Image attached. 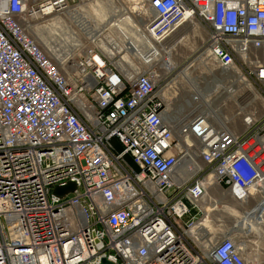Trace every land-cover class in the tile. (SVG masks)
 Instances as JSON below:
<instances>
[{"label":"built area","instance_id":"built-area-1","mask_svg":"<svg viewBox=\"0 0 264 264\" xmlns=\"http://www.w3.org/2000/svg\"><path fill=\"white\" fill-rule=\"evenodd\" d=\"M187 23L193 62L264 102V0H0V264H252L192 233L223 194L264 198V113L178 111L158 48Z\"/></svg>","mask_w":264,"mask_h":264},{"label":"rangeland","instance_id":"rangeland-1","mask_svg":"<svg viewBox=\"0 0 264 264\" xmlns=\"http://www.w3.org/2000/svg\"><path fill=\"white\" fill-rule=\"evenodd\" d=\"M42 0H28L29 4L40 3ZM44 33L37 32V35ZM37 37V36H36ZM205 38V33L202 29L198 28L195 24H183L176 29L170 36L162 42L160 49H162L163 60H161V67L166 70H174L173 75L178 74L179 70L184 69L185 66L191 64L187 73H189L188 79L192 80L191 83L196 85L195 87L203 94L208 95L209 102H201L200 107L196 110H205L203 105H206L212 111L211 114H216L217 118L221 119L224 123L232 124V127L237 131L242 129L241 119L249 112L254 111L257 117H260L264 113V102L257 96L256 92L250 91L242 84V79H237L239 76L234 71H221L210 66L208 68L198 67L193 62V55L200 47V43ZM39 41V37H37ZM51 39V38H50ZM48 39V40H50ZM52 41V39H51ZM40 42V41H39ZM43 42V41H42ZM41 43V42H40ZM43 46V43H41ZM193 68V69H191ZM179 76V77H178ZM176 77L175 84L171 87V96L176 97V105L178 111H186L189 104V97L194 93V87L191 88L189 84H185L180 81L182 78L179 74ZM241 76V75H240ZM178 78V79H177ZM236 80V81H235ZM179 83V84H178ZM248 84V83H247ZM179 85V86H178ZM249 85V84H248ZM255 91V90H254ZM169 94V95H170ZM176 95V96H175ZM203 103V104H202ZM248 108V109H247ZM112 146L118 152L121 150L120 143L113 139L111 141ZM225 195L219 196V194L211 192L207 201L212 204L213 201H217V198H225ZM221 198L220 201H221ZM219 201V204L214 207V210L210 212V223L213 225L209 232H212L215 237H220L224 233L228 232V227L234 226L237 220H243L241 225H235L233 228L237 233L247 232L250 235L247 238L233 234L232 237L238 242H243V249L247 259L252 264H264V198L263 195H259L258 191L254 192L250 190L248 200L239 204L232 202L229 198H225L224 201ZM263 205L260 206L259 205ZM231 208L236 212V218L229 212L223 209V207ZM263 208V209H262ZM250 209H255L256 213L249 217L244 218L242 214H246ZM234 212V213H235ZM206 213L202 217H205ZM240 221V220H239ZM230 227V228H231Z\"/></svg>","mask_w":264,"mask_h":264},{"label":"bare ground","instance_id":"bare-ground-1","mask_svg":"<svg viewBox=\"0 0 264 264\" xmlns=\"http://www.w3.org/2000/svg\"><path fill=\"white\" fill-rule=\"evenodd\" d=\"M100 15H101V13H99ZM88 22H89V24H90V19H88ZM192 24H194V23H192ZM121 28L122 29H124V26H121ZM39 31H41L40 29L38 30V32ZM37 33V32H36ZM36 36L37 37H39V41L41 42V43H43V44H46L47 42V45L49 46L50 45V40H48L47 42H46V39H44L43 38V34H39V36L36 34ZM36 37V38H37ZM49 39V38H48ZM43 41V42H42ZM52 46V45H51ZM50 46V47H51ZM160 46L161 45H159V48H158V50H159V56H160V60H163L162 58H163V55H162V49H160ZM57 53H61V50H58V52ZM197 61V60H196ZM196 62H194V64H195ZM191 66V64H188L187 66H185L184 67V69H182V70H180V73H181V79H180V81L182 80V82L183 83H185V84H189V86L191 87V88H193L194 87V93L195 94H199L200 95V97H201V102H203L204 101V99L205 98H207V97H209L208 95H205V94H203L200 90H198L195 86L196 85H193V83H191L192 82V80H189L188 79V74L189 73H187V71H188V69H189V67ZM195 66H196V64H195ZM199 67V66H198ZM191 69H193V68H191ZM179 77V76H178ZM242 79L241 81H242V84L247 88V90H248V88H249V90L250 91H248V92H251V93H253L254 91H253V89H252V87H250V85H248L247 84V82L246 81H244V79L242 78V76H237L236 77V80L237 79ZM178 79V78H177ZM235 80V81H236ZM177 83V82H176ZM179 84V83H178ZM173 86V85H172ZM179 86V85H178ZM193 86V87H192ZM207 102H209V100L207 101ZM203 104V103H202ZM199 105V104H198ZM194 106H195V104H193V112H196L195 110H196V108L197 107H195L194 108ZM205 108H206V111H208V112H210L211 113V110H210V108L208 107V106H206V105H203ZM187 107H189V104L187 105ZM199 112V111H198ZM205 112V111H204ZM215 114V113H214ZM216 115V114H215ZM215 117V116H214ZM216 118H217V116H216ZM262 187H264V183L261 185ZM251 189H253V190H255V191H261L260 189H259V187L258 186H253ZM240 205L241 204H243V203H239ZM260 206H263L262 204L261 205H259V207ZM223 209L224 210H226V212H229L232 216H234L235 218H236V212L234 211V210H231V208H227V207H223ZM263 209V208H262ZM252 210V211H251ZM250 213H249V211L246 213V214H248V215H244V213L242 214V216L244 217V218H249V217H251V216H253L255 213H256V211H255V209H250ZM235 212V213H234ZM210 219H211V217H210V211L208 210L207 212H206V215H205V217H204V219H203V221L201 222V224L199 225V226H201V230H198L197 231V233H192L195 237H196V235H204V234H207L208 233V231H210V229H211V227L213 226V225H211V223H210ZM240 220V221H239ZM239 220H237V223H235L234 224V226L235 225H241L242 223H243V220H241V219H239ZM233 225H232V227L230 228V227H228V232L229 233H226V234H224V235H229V236H232L233 234H236V235H238V233L236 232V231H234V229L237 227H235V228H233L234 227ZM199 228V227H198ZM239 245V244H238ZM240 246V245H239ZM243 248V247H242Z\"/></svg>","mask_w":264,"mask_h":264},{"label":"water","instance_id":"water-1","mask_svg":"<svg viewBox=\"0 0 264 264\" xmlns=\"http://www.w3.org/2000/svg\"><path fill=\"white\" fill-rule=\"evenodd\" d=\"M75 191V186L73 183H67L65 186L62 187H55L53 190V194L59 197L67 194L68 192ZM96 245L99 247L101 244L97 241ZM99 264H115L114 262L107 259L104 255L100 258Z\"/></svg>","mask_w":264,"mask_h":264},{"label":"crops","instance_id":"crops-1","mask_svg":"<svg viewBox=\"0 0 264 264\" xmlns=\"http://www.w3.org/2000/svg\"><path fill=\"white\" fill-rule=\"evenodd\" d=\"M208 101V98H205L204 99V102H207ZM254 192H256L255 190H254ZM223 195H225L224 197L225 198H229L232 202H234V200L230 197V196H228L227 194H223ZM224 198V199H225ZM222 199L223 198H221V201H222ZM224 199H223V201H224ZM221 201H220V203H221ZM201 224V223H200ZM199 224V225H200ZM199 228L197 229V231L198 230H201V226H198ZM197 231H193V233H197ZM208 233H209V231H208ZM250 233H252V231L250 232ZM250 233H247V232H241V233H238V236H240V234H241V237L242 238H247L249 235H250ZM224 234H226V232L224 233ZM233 236V235H232ZM238 244L241 246V247H243L244 246V244H243V242H238Z\"/></svg>","mask_w":264,"mask_h":264}]
</instances>
